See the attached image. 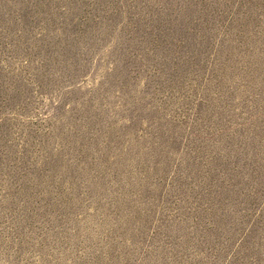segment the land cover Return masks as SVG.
Here are the masks:
<instances>
[{
    "label": "rangeland",
    "instance_id": "rangeland-1",
    "mask_svg": "<svg viewBox=\"0 0 264 264\" xmlns=\"http://www.w3.org/2000/svg\"><path fill=\"white\" fill-rule=\"evenodd\" d=\"M0 264H264V0H0Z\"/></svg>",
    "mask_w": 264,
    "mask_h": 264
}]
</instances>
